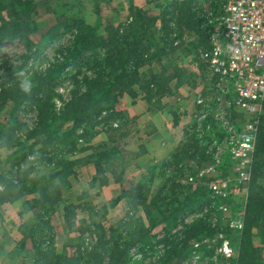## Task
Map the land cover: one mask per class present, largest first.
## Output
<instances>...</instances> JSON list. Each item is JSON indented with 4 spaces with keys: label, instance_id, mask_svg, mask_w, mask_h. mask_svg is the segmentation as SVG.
<instances>
[{
    "label": "rangeland",
    "instance_id": "obj_1",
    "mask_svg": "<svg viewBox=\"0 0 264 264\" xmlns=\"http://www.w3.org/2000/svg\"><path fill=\"white\" fill-rule=\"evenodd\" d=\"M32 1L38 6L36 13L32 14L34 24L30 28H34V32L30 29L29 33L25 35L27 40L33 44L32 48L30 50L25 48L22 36L0 35V91L12 85H18V83L22 87L31 88L32 92L30 93L32 95L40 91L45 93L50 90L51 108L53 107L54 111L60 112L64 104L71 99L72 94L77 90L75 83H84L85 79L96 78V74L88 70V64L90 63L91 66L92 61H103L108 52V48L102 46L84 52L74 63L63 65L60 68V78H53L44 86L38 85V82L34 81V76L42 75L49 65L56 61L61 62L65 50L71 44L75 31L65 27L70 24V21L78 19L85 26L94 29L99 37H107V32L111 28L119 30L120 34L134 18L130 10L131 7L141 10L146 17L154 19V27L158 29L161 28L163 20H168L172 32L168 35V40L166 38L159 40V44L165 46L171 41L170 49L180 46L179 50L174 49V52H171L169 47H163L166 51L158 53L148 63L139 66L138 70L142 81L149 80L151 75L159 74L162 66H169L168 60L176 57L175 65L177 68L171 66L167 69L168 72L178 69L188 76L186 83L180 85L179 88L193 90L195 87L203 86L204 89H199V92L204 97H208L207 92L211 94L213 91L215 84L211 81L207 82L204 75L205 66L201 63V59L202 55L210 49L209 34L221 16L227 0H191L190 10L194 17L193 24L197 25L190 28V31L186 28L187 24L178 19L181 11L186 8L184 4L188 0H51L48 1L52 8L50 12L45 11L39 5L44 0ZM1 16L7 22L11 19L5 13H2ZM1 23L0 21V29ZM152 52L150 51V53ZM117 62L118 60L114 61V64L105 65L104 70L99 74L102 81L108 79L114 71V67L117 68L116 72L124 70L126 65L120 67ZM129 65L131 64L129 63ZM135 66L136 63H134ZM142 85L144 82H141L140 86ZM187 90L182 93L188 101L190 100L186 107L188 108L187 112L191 113V102L194 95H189L190 91ZM79 91L81 93L85 91L83 84L80 85ZM118 92L120 89L113 91V94L116 95ZM143 94L139 90V86L135 85L131 91L118 97L112 107L113 113L118 115L110 116L109 112L111 111L102 112L93 127L87 128L86 137L80 139L79 149L88 151L90 145L87 144L95 136L101 137L98 141L99 144L105 142V147H111V143L108 144L107 142L109 137L115 133V131L113 133V129L117 127L114 126L117 125L121 128L129 124L127 114L124 111H119L125 107L123 101L134 102ZM123 95L126 99L122 98ZM159 96L152 97V99H158ZM232 98L234 99V94L230 91L222 100L221 104L225 107L223 110L217 111L216 105H214L207 118L192 128L191 132L197 134L195 139H198V142L196 141L198 148L190 146L189 152L187 150L186 153L182 154L174 162L175 164L170 162L160 172L144 176L137 182H130L131 185L126 186L127 189L122 191L119 197L107 203L101 202V199H96V194L99 193L98 190L101 187L97 185L90 190L87 189L86 193L82 192L79 203L73 205L68 202V205H64L66 208V211L63 210L64 215H61L62 209L60 207L57 211L37 212L35 206L29 208L24 204L25 200L32 202L35 198V195L34 197L31 196L32 188L21 190V197L9 202H18V210H12L7 206L4 209V211L12 214L8 217L9 221H11L10 216H13L16 217V222L7 223L6 220L3 225L0 224V234L3 235V231H7L6 236L8 237H10L9 230L15 231L17 228L20 235L15 233L18 236L15 240L18 243L13 250L4 255L0 254V264H34L35 257L42 253L40 250L44 246H47L50 249L49 254L55 257L53 264H174L178 255L182 257L181 264H233L232 261L236 264H247L245 257L249 259L247 253L252 251L258 252L261 264H264V229L262 230L263 225L260 222L262 219L258 220L259 223L256 228L250 229L252 238H250L251 248L249 247L248 250L247 245L245 246L246 240L243 237L249 221L254 222L253 218H255L253 212V216L250 215L248 207L249 186L247 197L242 196L238 198V201L229 198L227 202H218L215 198H209L208 192L200 195L201 197L192 195L204 184L207 191V186L211 183L225 181L227 178L224 176L213 178L209 174L211 177L203 179V186L199 185L200 182L199 184L198 182L195 183L194 180L195 176L203 169L206 170L215 166L214 169H219L221 172L222 169L229 170L231 162L229 151L221 146L226 137V131L222 129V119L214 121L215 124L209 130L210 133L205 131L204 127L210 125L208 121L210 118L214 120L216 113L223 116L224 119L231 117L232 109L229 105L233 102ZM31 99L20 102L9 99L0 108V178H4V180H41L43 173L50 169L43 167L46 163L43 161H45L44 158L51 157V154L49 152L41 154L38 150L39 147H35L34 153L13 169L6 159L14 144L21 142L23 146H27L34 140L25 131L17 132L15 130L10 135L8 132L11 127L15 128L16 125H13V122L26 125L28 129L33 127L36 122L37 110ZM262 116H264L263 112L260 117ZM260 123L262 124V122H259L260 130L258 128L257 138L261 132ZM54 125L57 127L56 136L59 138L73 129V124L70 122L66 124L57 122ZM135 125L137 127V123ZM83 133L84 129L78 128L72 136L69 134L68 137L73 138L74 135ZM121 133L119 131L116 136L122 135ZM202 142L203 146H201ZM54 147L61 148L62 146L54 145ZM84 153L85 151L78 152L77 155L79 154V158H84L88 152L86 155ZM255 158L254 156L253 162ZM259 172L260 177L256 178V183L263 186L264 164L260 166ZM103 176L105 178V175ZM102 178L100 177L98 180ZM250 178L252 180L254 178L252 172ZM0 186L3 189L4 184L1 180ZM239 193L241 194L242 191ZM71 198L74 199L73 196ZM183 203L186 204L184 208L180 206ZM220 207L222 210L219 209ZM243 208L244 215L242 217L239 213L243 211ZM80 210L86 213L85 220H81L84 223L79 221V217L77 218V215L81 214ZM36 219L39 220L34 223ZM199 220L209 223L208 228L212 230V236L199 241L183 240L185 227L191 226ZM70 222L72 225L69 224ZM88 229L92 230L90 236L88 232H85ZM209 233L210 231L207 230L203 235ZM137 239L141 240L142 244H138L142 246L130 247L129 241ZM33 240H35V244L32 242ZM226 241L229 242L228 248L232 253L230 258L233 256L232 261L224 253ZM21 246H24L26 256H24L25 253ZM171 247H175V258L167 261V253ZM17 254L19 256H16ZM20 255L23 256L22 259ZM47 260L46 264H52V259ZM238 260L241 261L238 262Z\"/></svg>",
    "mask_w": 264,
    "mask_h": 264
},
{
    "label": "trees",
    "instance_id": "obj_2",
    "mask_svg": "<svg viewBox=\"0 0 264 264\" xmlns=\"http://www.w3.org/2000/svg\"><path fill=\"white\" fill-rule=\"evenodd\" d=\"M48 1L51 0H44V2H40L39 5H41L45 11L50 12L52 8L49 6ZM191 3V0H188V2L184 4L186 8L183 9L178 16V19L183 21L182 23L187 24L186 28L189 31L190 28H193V26L196 27L195 25H197L195 23L193 24L194 17L190 10ZM37 7V4L32 0H0V21L2 22L0 35L10 34L13 36H22L25 48L30 50L33 44L27 40L25 35L29 33L31 29L30 27H33L34 22L32 21V14L36 13ZM130 10L134 18L128 26L124 28L123 32L119 34V30L111 28L108 30L107 37L105 38L99 37L94 29L85 26V24L78 19L70 21V24L65 27L66 29H74L75 31L71 44L69 48L65 50L64 55H61V62L56 61L49 65L42 75L39 77H36V75L34 76V81L38 82V85L44 86V84L46 85L51 82L53 78H60V68L63 65L65 66L74 63L84 52L91 51L101 46L104 48L107 47L108 52L103 61H92L91 66L89 65L90 63L88 64V70L95 73L96 78L85 79L84 83H75L77 90L72 94L71 99L64 104L60 112L54 111L53 107L51 108L52 96L50 95V90L45 93L40 91L39 93L32 95L30 93L32 92L31 88L26 86L22 87L18 83V85H12L0 91V108L3 107L9 99L20 102L32 98L31 101L37 110L36 122L32 128L28 129L26 125L13 122V125H16L15 128L11 127L8 129L9 135L15 130L17 132L25 131L34 139L27 146H23L21 142L16 144L13 143L14 147L10 148L12 151L6 156L7 162L11 164L12 169L13 167H18L29 155H32L35 147H39L38 150L41 154H47L48 152L51 154V157L48 156V158H44L45 161H43V163H46L43 167L50 169L48 172L43 173L41 180L10 181L0 178L1 182L4 184L3 189L0 190V204L9 203L11 200H18L21 197V190L31 187V190L38 193V196L35 197L32 202L25 200L24 204L27 207L30 208L31 206H35L37 212L57 211L60 207L62 193L70 187L67 178L73 174L72 168L78 163L70 157L74 156L75 153L86 150L79 149V141L83 137H86L88 134L87 128L93 127L95 121L102 112L111 111L109 112V115L116 116L117 113L115 114L112 111L114 103L123 93L131 91L135 85L139 86V90L145 94V98L148 100L152 97H158L159 95H170L172 89H177L180 85L186 83L188 76L185 75V72L181 70L180 72L178 69L168 72V67L173 66L177 68L175 65L176 57L170 58L168 60L169 66H162L163 68L159 74L151 75L149 80L142 81L140 71L138 70L139 66L141 67L142 64L148 63V61L153 59L158 53L166 51L163 47H169L170 49L171 41L165 46H160L159 40H164L165 38L168 40V35L172 32V29H170L171 26L170 22L168 23V20H163L161 28L158 29L154 27L155 20L146 17L141 10L134 9V7H131ZM2 13L7 14L11 19H9L8 22L3 20L1 16ZM31 31L34 32V28H32ZM179 47L180 46L171 48L170 51L174 52V49L179 50ZM150 51L153 52L150 53ZM116 60H118L117 64H120V67L126 65L124 70L116 72L117 68L114 67V71H112V74L109 75L108 79L102 81V77H99V74L104 70L103 68L106 64L113 63ZM129 63L132 65V69ZM134 63H136L135 67ZM141 82H144V85L140 86ZM81 84L85 86V91L82 93L79 91ZM117 89H120V92L114 95L113 91H116ZM130 93L133 94L132 92ZM262 112L264 113V102L262 103ZM230 116L233 119L241 117L240 114H237L233 110H231ZM259 121L262 122V124L260 123L261 132L257 138V149L255 152L256 158L252 166V174L254 175V178L253 180L251 179L249 185L248 200L250 215L253 216V214H255V218H253L254 222L249 221L248 227L243 236L244 240H246L245 246L247 245V250L249 247L251 248L250 238H252V235L250 234V229L252 227H257L259 219H262L260 222L263 225L262 230L264 229V185L260 186V184L256 183V178L260 177V166L264 164V129H262V126H264V116L260 117ZM57 122L60 124L70 122L73 124V129L66 132V135L63 134L62 138H59L56 136L57 127L54 125V123ZM208 122L210 125L207 127L211 130L215 122L213 118H210ZM207 127L204 128L207 130ZM78 128L84 129V133L69 138V134L72 136ZM120 129L121 128L117 126V128L113 130L116 132ZM196 135L197 134L193 132L188 133V136L185 138V144L175 159L186 153L190 146L197 147L196 144L198 139H195ZM54 145H61L62 147L56 148ZM201 146H203V142L201 143ZM94 151L95 156L93 159L97 176L95 181H98L99 186L103 187L107 184V179L103 176V167L110 161L111 157L117 153V150L115 148H106L104 144H101ZM175 159L173 163L176 162ZM100 177L103 178L98 180ZM206 193L207 191L205 188L201 187L197 189V191H194L192 195L199 197ZM188 201H190V198H188ZM185 205V203H183V205L180 204L183 208ZM64 211H66V208H64ZM257 216H259V218H256ZM38 220L39 219H36L34 223ZM67 221L69 222V220ZM69 224L72 225L71 222ZM208 224L209 223H206L205 221L199 220L191 226H186L183 231V240L199 241L205 237H211L212 230L208 228ZM207 230L210 231V233L203 235ZM85 232H88L89 236L92 235V230L90 229ZM140 241L141 240L138 239L130 240L129 246H142V242ZM32 242L34 244L36 243L35 240ZM23 248L24 246H21V249L24 251ZM49 250L50 249H48L47 246H44L43 249L40 250L42 253L35 257L36 261L34 264H46L48 261L47 259H52L51 263L54 262L55 257L49 254ZM174 250L175 247L169 249L167 253V261H171L175 258ZM24 253V256H26L27 253L25 251ZM16 256H19V254ZM247 257L249 258L247 259L245 257L247 264H261L258 252H248ZM22 258L23 256H21V259ZM181 261L182 257L181 255H178L174 264H181ZM240 261L238 260V262ZM232 263L236 264L234 261H232Z\"/></svg>",
    "mask_w": 264,
    "mask_h": 264
},
{
    "label": "built area",
    "instance_id": "obj_3",
    "mask_svg": "<svg viewBox=\"0 0 264 264\" xmlns=\"http://www.w3.org/2000/svg\"><path fill=\"white\" fill-rule=\"evenodd\" d=\"M209 35L210 49L202 55L201 63L205 66L207 82L215 86L211 94L207 92L208 97L202 93L197 96L196 104L202 110L197 112L196 120L207 118L204 114L207 107V115L214 105L217 111L223 110L222 100L230 91L234 99L229 106L241 113L242 118L224 119L215 114L214 121L222 119V129L226 131L221 146L229 151L230 167L222 172L215 170V166L200 170L194 180L203 186V179L211 177L209 174L213 178L227 177L225 181L207 186L208 196L218 202H227L229 198L238 201L242 196L247 197L264 102V0H227ZM209 129L207 127L206 131ZM239 215L243 217L244 208ZM228 246L226 241L224 253L232 259Z\"/></svg>",
    "mask_w": 264,
    "mask_h": 264
},
{
    "label": "crops",
    "instance_id": "obj_4",
    "mask_svg": "<svg viewBox=\"0 0 264 264\" xmlns=\"http://www.w3.org/2000/svg\"><path fill=\"white\" fill-rule=\"evenodd\" d=\"M200 87H195L193 90H187L186 88L187 91H190L189 95H194L191 102V113L187 112L188 108L186 107L190 100L188 101L182 93L186 90L181 88L173 90L170 95L159 96L158 99L151 98L147 100L143 94L142 97H138L134 102L123 101L125 107L119 111H124L127 114V122L129 124L126 127H121L115 133L113 130L114 135L109 137L107 143H111L112 146L106 148H115L117 153L103 167L107 184L98 190L99 193L96 194L97 200L101 199V202L107 203L116 199L121 195L122 191L127 189L126 186L129 187L131 185L130 182H137L144 176L160 172L165 165L174 161L183 148L188 133L195 127V124L205 120H196L199 116L197 112L202 110L195 101L197 96H199V91L204 89L203 86ZM124 96L122 98H125ZM207 108L204 109L206 116ZM236 113L241 115L236 120L241 119L242 114ZM135 123H137V127ZM130 126L132 127L131 129L129 128ZM119 131L122 132V135L116 136ZM100 138V136H95L87 144L90 145V148L87 149L88 151L85 150L84 155L87 154L86 152L88 154L84 158H79L77 153L71 157L72 160L78 163L74 165L72 168L73 174L67 179L70 187L61 196L59 205L60 209H62L61 215H64V205H68V202L73 205L79 203L82 192L86 193L87 189L90 190L99 185L98 181H95L97 176L93 157L95 156L94 150L99 145L106 144L105 142L99 144ZM177 159L178 157L175 160ZM34 195L37 197L38 193L33 192L31 194L33 197ZM17 203L0 204L1 225L6 220L8 221L7 223L16 222V217L14 218L13 216H10L11 221H9L8 217L12 214L4 211V209L7 206L12 210H18ZM77 207L79 208V205ZM85 215V212H81V214L77 215V218H80L79 221L85 220ZM6 232L3 231V235L0 234V254L3 255L13 250L18 243L15 240L18 237L15 233L20 235L17 232V228L15 231L13 229L9 230L10 237L6 236Z\"/></svg>",
    "mask_w": 264,
    "mask_h": 264
}]
</instances>
